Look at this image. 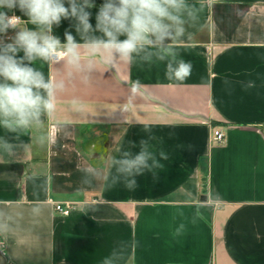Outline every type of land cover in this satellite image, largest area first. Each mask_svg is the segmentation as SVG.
Masks as SVG:
<instances>
[{
  "label": "crops",
  "instance_id": "crops-1",
  "mask_svg": "<svg viewBox=\"0 0 264 264\" xmlns=\"http://www.w3.org/2000/svg\"><path fill=\"white\" fill-rule=\"evenodd\" d=\"M90 2L95 27L104 0ZM203 2L174 49L192 65L182 81L155 48L91 67L25 61L64 88L42 127L0 126V264H264V0ZM75 24L52 35L83 44ZM141 140L164 168L130 190L112 161Z\"/></svg>",
  "mask_w": 264,
  "mask_h": 264
},
{
  "label": "clouds",
  "instance_id": "clouds-1",
  "mask_svg": "<svg viewBox=\"0 0 264 264\" xmlns=\"http://www.w3.org/2000/svg\"><path fill=\"white\" fill-rule=\"evenodd\" d=\"M86 7L91 9L95 4L90 0H83L82 5L76 0H0V126L10 132H27L42 127L41 116L56 110L57 93L63 90V81L51 77L46 80L41 71L25 61H64L79 68L87 57L91 67L96 60L108 64L130 62L133 54L155 48L163 53L160 60L171 55L175 62V66L173 62L167 65L168 80L182 81L191 74V62L177 61L174 49L187 32L185 25L199 19L205 7L203 0L195 4L188 0H104L95 16V27L90 23L92 13L85 11ZM17 9L27 17L26 21L15 14ZM62 20L76 21L75 30L83 44L67 30L65 43L52 35L53 26H59ZM28 24L35 29L27 27ZM9 29L16 30L13 36H8ZM4 37L10 42H5ZM19 52L24 55L19 57ZM140 144L141 149L135 155L124 151L121 158L112 161L118 174L132 177L125 183L130 190L137 187L135 177L148 171L156 179L154 170L164 168L155 154L148 151L147 142L141 140ZM3 146L9 150L12 147L6 141ZM159 155L168 159L162 151ZM6 227L0 224V228Z\"/></svg>",
  "mask_w": 264,
  "mask_h": 264
},
{
  "label": "built area",
  "instance_id": "built-area-1",
  "mask_svg": "<svg viewBox=\"0 0 264 264\" xmlns=\"http://www.w3.org/2000/svg\"><path fill=\"white\" fill-rule=\"evenodd\" d=\"M214 138L218 142H223L225 139V136L222 132L219 130L215 131L214 133ZM73 207L72 204H56L55 205V210L63 215H69L72 211Z\"/></svg>",
  "mask_w": 264,
  "mask_h": 264
}]
</instances>
